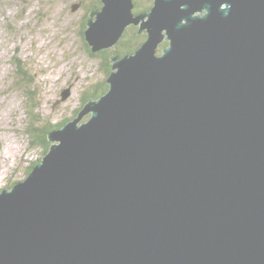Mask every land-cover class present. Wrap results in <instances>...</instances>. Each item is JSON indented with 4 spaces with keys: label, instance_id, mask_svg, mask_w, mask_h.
Wrapping results in <instances>:
<instances>
[{
    "label": "water",
    "instance_id": "obj_1",
    "mask_svg": "<svg viewBox=\"0 0 264 264\" xmlns=\"http://www.w3.org/2000/svg\"><path fill=\"white\" fill-rule=\"evenodd\" d=\"M101 1L92 51L145 40L0 190V264H264V0Z\"/></svg>",
    "mask_w": 264,
    "mask_h": 264
},
{
    "label": "rangeland",
    "instance_id": "obj_2",
    "mask_svg": "<svg viewBox=\"0 0 264 264\" xmlns=\"http://www.w3.org/2000/svg\"><path fill=\"white\" fill-rule=\"evenodd\" d=\"M72 3L0 0V188L8 177L25 178L42 156L44 148L31 142L30 125L72 119L86 90L108 76L105 58L83 44V11ZM65 88L69 94L62 99Z\"/></svg>",
    "mask_w": 264,
    "mask_h": 264
},
{
    "label": "trees",
    "instance_id": "obj_3",
    "mask_svg": "<svg viewBox=\"0 0 264 264\" xmlns=\"http://www.w3.org/2000/svg\"><path fill=\"white\" fill-rule=\"evenodd\" d=\"M140 1H144V3H142L144 6H149L150 7V4L148 3V0H140ZM148 8V7H147ZM135 34V33H134ZM136 37V36H135ZM146 37V36H145ZM143 37H141L139 39V42H135V39L134 38V41L132 44L128 43V42H125L124 45H123V49L120 47V44L118 46H116L114 48V50H105V53L103 54V57L105 58V63H104V72L106 74H109L111 72V57L110 56L111 54H114V55H123L124 53H127V52H131L133 50H135L143 41L144 39L142 40ZM120 39V38H119ZM120 40H118V43H119ZM142 41V42H140ZM116 43V44H118ZM138 44V46L134 47V45ZM167 44V42L163 41L159 47H158V53H161L162 51V48L163 46H165ZM121 57V56H120ZM108 88V84L106 82V79L104 78L103 81L101 83H97L96 85H93L92 87H90L88 90H87V93L85 95H83V99H82V102L80 104V106H78V108L75 110L74 112V115H76L78 113V111L81 109V107L84 105V103L90 99V98H97L99 97V95L103 94ZM33 94V91H30L29 92V95H30V98L31 95ZM89 116L86 117V119L88 118ZM69 118L67 119H64L63 121L59 122V123H56L54 125H51L50 123H45V124H41V125H36L35 123L34 124H31L30 127L27 129L32 140V144H36L38 146H41L44 148L43 152H42V155L48 150V147L50 145V141H48L47 139V133L48 131L52 130V129H55V128H58L60 126H62L65 122L68 121ZM42 157V156H41ZM38 158L37 160H35L29 167H28V171H27V175L28 173L31 171L32 167L41 159ZM16 182L18 181H12L9 177L6 179V185L1 187L0 190L2 188H5V187H11L13 186Z\"/></svg>",
    "mask_w": 264,
    "mask_h": 264
},
{
    "label": "flooded vegetation",
    "instance_id": "obj_4",
    "mask_svg": "<svg viewBox=\"0 0 264 264\" xmlns=\"http://www.w3.org/2000/svg\"><path fill=\"white\" fill-rule=\"evenodd\" d=\"M71 1L74 2V4L73 3L70 4L74 9L75 8H78V10L79 9H82V11H83L82 16L81 17H78V22H80V25H81V29H80V32L79 33L81 35L83 44L87 47L88 51L91 54L93 53L92 55H99V56L103 57V54L105 53V50H111V49L114 50V48L116 46H118L119 44H120V47L123 49V45H124L125 42H128V43L132 44L133 41H134V38H136L135 39V42H139V39L141 37H143L142 38V40H143L145 38V36H146V30L145 29H141L140 30V24H133V23H131L128 26H126V28L124 29V31H123L120 39H119L120 40L119 43L117 41L118 44H114L111 48H105V49L103 48V49H100L98 52L97 51L96 52L95 51H92L90 45L87 43V41L85 39V30L87 28L88 20L90 18H93L94 17L93 13L96 12V11H98L101 8L102 1L101 0H71ZM152 2H153V0H148V3L150 4V7L152 6ZM142 3H144V1L133 0V4L134 5H133V8H132V11H133V13L135 15L145 13V12H147L150 9L149 6H147L148 7L147 8ZM140 42H142V41H140ZM136 46H138V44L134 45V47H136ZM133 51L124 53L123 55H119V56L122 57L125 54L132 53ZM110 56H115V55L114 54H111ZM86 93H87V90L84 93V95Z\"/></svg>",
    "mask_w": 264,
    "mask_h": 264
},
{
    "label": "bare ground",
    "instance_id": "obj_5",
    "mask_svg": "<svg viewBox=\"0 0 264 264\" xmlns=\"http://www.w3.org/2000/svg\"><path fill=\"white\" fill-rule=\"evenodd\" d=\"M109 48V47H108ZM110 48H111V46H110ZM118 57H120L119 55H117ZM4 94V93H3ZM11 104V103H10ZM10 114V113H9ZM16 131V130H15ZM9 149V148H8Z\"/></svg>",
    "mask_w": 264,
    "mask_h": 264
}]
</instances>
